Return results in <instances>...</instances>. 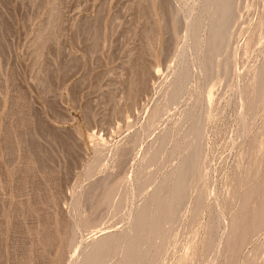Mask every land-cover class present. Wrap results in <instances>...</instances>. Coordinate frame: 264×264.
<instances>
[{
	"label": "rangeland",
	"instance_id": "rangeland-1",
	"mask_svg": "<svg viewBox=\"0 0 264 264\" xmlns=\"http://www.w3.org/2000/svg\"><path fill=\"white\" fill-rule=\"evenodd\" d=\"M134 1L56 0V4H59L58 9L61 8L59 9L61 14L59 13V19L55 22L56 25L54 24L55 36L52 43L49 41L48 45L45 44L42 49V54H44L38 58L34 50L33 38L40 26L45 25L51 0L40 2L39 0H0V264H32V261L35 262L34 264H43V256L47 257H44L45 260H49L48 263L46 261L44 263L55 264L53 259L58 254L57 252H60L58 254L60 259L66 258L75 250L74 248L77 249L85 241L88 235L87 225L93 223L92 204H83L85 221L78 227L80 230H77L76 245L70 248L65 243L69 233V226H66V222L72 207L71 193L80 184L81 187H86L90 181L104 173V171L97 172L98 174L92 176L84 174L86 162L92 161L96 156L95 141H93L95 138L105 139L108 144L103 151L106 152L103 158L108 170L113 171L117 178L135 175L137 157L135 155L129 157L127 153L117 157L114 150L119 145H125L129 135L139 130L145 123L147 114L158 94L159 83L163 82L169 73V61L173 48L180 43L181 39L174 42L171 40L169 31L165 30L163 33L161 31L164 29L161 30L160 27L157 34L158 44L155 57L151 61L153 74L148 77L143 87L141 85L136 90L135 88L129 89L128 60L130 55L136 56L137 50L143 46L144 42L142 34L144 20L141 19V11L134 8L136 7ZM182 1L175 0L176 3ZM253 1L254 8L258 9L260 0ZM155 18L158 19L156 16ZM244 18L245 14H242L239 18L242 27H237L238 18L236 15L233 16L228 29L229 34L233 29L230 41L236 39V27L240 30L236 35L235 45L238 47L234 55V63L239 70L254 67L264 52V17L259 24L256 17H253V22L252 18L249 20L250 24H246V18ZM82 20L85 22H81ZM94 22L95 24H91ZM92 28L95 29L94 36L91 35ZM241 28L246 29L243 31ZM252 28L254 50L246 51L244 44ZM177 31L181 35V26L177 28ZM257 33H260V37ZM93 39H96V43L92 42ZM98 40L100 43L97 42ZM90 43L95 45L92 46ZM97 43L100 45L96 46ZM99 48L100 51H98ZM230 82L223 83L218 88L215 117L214 120L212 119L213 123L212 121L208 123L206 133L208 136L205 153H207L211 171L207 179L213 182L220 196H224L227 192L226 178L238 160L240 152L238 143L233 142L240 128L237 116L239 99H237V93H235L237 96H233L234 83H231L230 89ZM209 90H212L211 87ZM133 98H135V103L131 107L130 102ZM262 101L260 103L263 108L259 103L256 120L254 119L256 124L253 122L254 127L252 126L248 134V140L252 139L263 123L264 100ZM184 104L179 105L174 113L179 111ZM165 119L167 118L164 117L163 121L159 122L158 128L156 127L158 130L155 129L152 133L146 134L147 139L144 135L143 142L141 141L138 146V153L159 132L161 126H167L169 120ZM169 143L162 160L151 167L154 181H158L167 169L165 157L172 146V141ZM261 170L262 174L259 179L264 181V154ZM126 184L128 185V182ZM121 199L122 192H116L113 196L114 202L118 204ZM211 201V199L207 200V204L201 210L195 226L197 233L195 239L203 236L205 232L207 209L211 206ZM192 203L191 198L185 202L184 210L187 214ZM124 207L114 214L101 210V215L98 217L99 224L93 229V231L96 230V235H93L98 236L103 230L114 231L123 227L124 217L127 214L125 212H128V206L125 207L126 210ZM50 219L55 220L56 225L51 224L53 221ZM200 220L204 222L201 223ZM98 227L101 229L99 230ZM222 229L224 230V224H222L221 231ZM183 231L180 237L182 248L189 246L188 249L190 247L193 249L194 245L190 241L193 236L192 231L189 228ZM258 234H260L259 237ZM46 236H49L48 240ZM256 236L258 238L255 237L253 240L242 243L241 258H246L255 244L263 241L264 225L258 230ZM39 237H43L45 242L42 243ZM49 240L57 243L52 242L51 246ZM78 241L81 242L77 244ZM33 242L40 247L38 246V251L32 250L33 259L29 261V253L26 251L29 248H36L37 245ZM44 243L49 245L48 249H45ZM39 251L43 254L42 257ZM34 256L39 258L35 259ZM174 256L176 258L177 254L171 253L168 256L171 258H166L163 264H172L175 260ZM209 256L210 254H206L204 261L209 260ZM24 259H28V263ZM195 259L194 264L203 263L202 260ZM65 261L67 262L64 260L59 263L65 264ZM107 263L111 264V261Z\"/></svg>",
	"mask_w": 264,
	"mask_h": 264
},
{
	"label": "bare ground",
	"instance_id": "bare-ground-1",
	"mask_svg": "<svg viewBox=\"0 0 264 264\" xmlns=\"http://www.w3.org/2000/svg\"><path fill=\"white\" fill-rule=\"evenodd\" d=\"M252 1L183 0L181 3H176L175 0L134 1L136 6L134 8L141 11V19L144 20V30L142 31L144 42L143 46H139L140 49L137 50L136 56L133 57L132 54L128 60L129 89L135 88L136 90L141 85L143 87L146 85L148 77L153 74L151 61L155 57V49L158 44L157 34L160 27L161 30L164 29L161 31L163 33L165 30L169 31L172 38L170 39L174 42L181 40L173 48L169 61V73L163 82L159 83L158 94L147 114L145 123L139 130L129 135L125 145H119L114 150L117 157L123 153H127L126 155L129 157L132 155L137 157L135 175L117 178L113 171L108 170L103 158V154L106 153L103 152L107 144L106 140L102 138L93 140L95 141L96 156L92 161L86 162L84 174L92 176L97 172L104 171V173L89 183L87 182L86 187H81L80 184L71 193L72 207L66 222V226H69V233L65 241L67 247L76 245L78 227L85 221L83 210L85 203H90L93 206L91 213L94 216L92 217L93 223L87 225L88 235L86 238L84 237L85 241L82 239L84 242L77 249L74 248L75 250L66 258L60 259L58 255L60 252H57L53 263L60 264V261L67 260L65 264H106L108 261H111V264H163L166 258L174 253L177 256L176 258L174 256L175 260L173 263L171 262L172 264H194L195 258L202 260V264H264V238L262 242L255 244L246 258L243 259L240 256L242 243L257 237L258 230L264 225V181L259 179L262 174L261 166L264 154V117L263 123L254 133L252 139H247L257 116V106L259 110L258 104L264 100V52L263 56L262 53L260 54L262 58L254 67L239 70L234 63L235 49L238 47L235 45L239 30L237 27H242L239 18L245 14L246 24H248L251 18L253 22V17H256L259 24L264 17V0H260L258 9L254 8V1ZM51 2L48 15L46 14L47 20L43 18L46 20L45 25L42 24L43 26H40L37 32L34 31L36 34L34 38L32 37L38 58L42 54L45 44L49 41L52 43L55 36L54 24L59 19V9L61 8L58 9L59 4H56V0H51ZM235 15L239 21L237 27L235 26L236 39L230 41V34L233 29L230 34L228 29ZM155 16L158 17L157 20ZM44 20L41 22L43 23ZM94 21L96 20L94 19ZM81 22L85 21L82 20ZM91 24H95V22ZM179 26H181V35L177 31ZM59 32H61L60 29ZM93 32L95 29L91 33L92 36H94ZM260 33H257L259 37ZM97 35L99 37L100 34ZM95 40L93 39L92 42L96 43ZM99 40L98 43H100ZM228 42L230 43L228 44ZM94 43H90V45L94 46ZM98 43L96 46L100 45ZM244 45L246 51L254 50L253 28L249 30ZM96 46L95 48H97ZM169 51L171 52V50ZM228 81H231L230 89L231 83H234L233 96L238 95L237 99H239V110L236 111L240 128L235 134L236 136L234 135L233 142L234 144L238 143L240 152L238 160L226 178L227 192L224 196H220L213 182L207 179V175L211 171L209 170L208 156L205 153V145L208 136L206 135L208 123L211 121L213 123L215 117L214 110L218 88ZM42 82L44 83V81ZM210 87L212 90L208 91ZM134 103L135 98L130 102V106L132 107ZM182 103H185V107L182 106V108L184 107L181 108L182 110L174 113ZM260 106L262 107L261 103ZM164 117L167 118L165 120H169L167 126H161L159 132L149 141L147 140L148 143L138 153L137 149L144 135L146 136V134L157 129L159 122L161 123ZM145 138L147 139V136ZM171 141L172 146L165 157L167 169L158 181H154V173L151 167L162 160ZM78 145L81 147L80 144ZM232 146L234 145L232 144ZM82 167L84 166L82 165ZM119 191L122 192V199L120 203L116 204L113 196ZM189 198L193 199V203L190 204L191 209L187 214L184 205ZM209 199L212 200V204L207 209L205 232L203 231V236L195 239L197 236L195 226L202 208L205 207L204 205ZM69 205L71 206V204ZM123 206H128V212H125L127 214L124 217L125 225L117 230H114L116 228L112 229L114 231H110L108 228V230L102 229V233L95 236L96 230L93 231V229L99 224L100 211L105 210L107 213L114 214ZM122 212L124 211L122 210ZM201 217L200 219H202ZM50 220L53 221L51 224L56 225L55 220ZM203 222L201 221V223ZM222 224H224L223 231H221ZM185 228L192 231L193 236H191L190 241L194 245L193 249L191 247L188 249L189 246L182 248L180 237ZM62 237L64 240V236ZM42 238L39 240H42L43 243L45 241ZM48 238L49 236L47 240ZM52 242H50L51 246ZM79 242L81 241H78L77 244ZM34 244L32 246L37 245ZM46 244L44 243V245ZM38 246L26 251L29 253V261L33 259L32 250H37ZM47 247L49 245H46V248L44 246L45 249H48ZM181 248L185 249L182 250ZM61 249L63 250V248ZM39 253L41 254L40 251ZM206 254H210V259L204 261ZM42 256L43 254L40 257ZM64 256L61 255V257ZM44 257L42 258L48 263L49 260H45L47 257ZM27 260H25L26 263H28ZM44 261L42 263L46 264ZM33 262L32 264L35 263Z\"/></svg>",
	"mask_w": 264,
	"mask_h": 264
}]
</instances>
